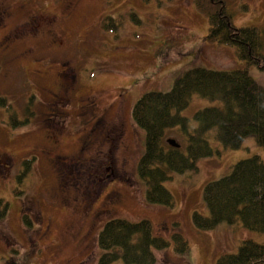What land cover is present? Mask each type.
<instances>
[{"label": "rangeland", "instance_id": "374dc122", "mask_svg": "<svg viewBox=\"0 0 264 264\" xmlns=\"http://www.w3.org/2000/svg\"><path fill=\"white\" fill-rule=\"evenodd\" d=\"M222 1L236 27H256L264 34V0ZM1 12L0 38L14 34L16 39L0 47V201L6 207L0 218V264H96L97 234L113 218L146 219L153 233L169 242L153 252L155 264H215L244 240L264 242V232L247 230L240 221L210 230H199L192 221L194 213L208 216L202 199L206 183L227 175L240 160H264L252 137L227 149L208 132L212 155L199 159L195 171L171 172L163 184L173 197L171 207L148 205L136 174L145 135L131 110L142 94L169 91L174 79L192 68H246L264 87V73L246 66L233 47L203 40L207 21L192 0H0ZM104 17L113 29L101 28ZM58 89L64 95L55 108L51 100ZM218 103L193 94L173 114L187 119L190 133L197 126L194 113ZM93 129L101 139L109 135L89 149L85 142ZM114 133L121 135V150L108 146ZM162 139L174 140L185 152L179 127L165 129ZM109 151L115 167L109 166L97 184H111L114 169L109 188L120 198L89 228V218L72 210L80 200L70 205L55 200L62 173L49 159L82 161ZM72 168L76 176L80 165ZM174 233L187 241L184 254L174 252Z\"/></svg>", "mask_w": 264, "mask_h": 264}, {"label": "trees", "instance_id": "16d2710c", "mask_svg": "<svg viewBox=\"0 0 264 264\" xmlns=\"http://www.w3.org/2000/svg\"><path fill=\"white\" fill-rule=\"evenodd\" d=\"M192 3L206 18L205 42L233 47L246 66L264 73V34L260 29L236 27L222 0H192ZM111 24L104 17L101 28L109 30ZM193 94L207 101H218L219 105L194 113L197 126L189 133L187 119L173 111L183 110ZM31 114L30 111L28 116ZM131 114L145 135L136 174L144 184L148 205L172 206L173 197L163 184L171 172L195 171L199 159L212 155L205 137L210 131L224 148L237 149L247 137H252L264 152V87L246 68L189 69L174 79L169 91L142 94ZM27 123V120L17 121L15 125ZM174 127H179L186 138L185 152L162 139L165 129ZM202 199L208 216L192 215L197 229L210 230L222 222L240 221L247 230L264 232V160L252 156L238 161L227 175L205 184ZM5 210V203L0 201V218ZM171 239L174 252L187 251V241L179 233H174ZM96 243L100 250L96 264H155L153 252L169 245L166 239L153 233L148 220L132 222L121 218L107 220L97 234ZM215 264H264V242L244 240L235 253L220 256Z\"/></svg>", "mask_w": 264, "mask_h": 264}, {"label": "flooded vegetation", "instance_id": "af4514ba", "mask_svg": "<svg viewBox=\"0 0 264 264\" xmlns=\"http://www.w3.org/2000/svg\"><path fill=\"white\" fill-rule=\"evenodd\" d=\"M71 6L72 3L70 5V3L68 2V4L66 5L67 14L70 13L69 7ZM1 24L2 12L0 13V26ZM13 36L14 34L2 36L0 38V47L3 48L5 46H8L11 41L16 39V37ZM57 91L58 94H52L51 100V106H54L55 108L59 107L61 101L63 100L62 96L64 95V90L58 89ZM91 104L94 106L93 102ZM53 111L54 110H52V112ZM52 116L57 115L53 112ZM108 135V133H105V138L101 139V134L93 129L89 134V139L87 136L85 147H88L90 149V146H93L92 143L96 140L105 143L107 141ZM113 136L115 137L108 139V146L110 148L111 146L115 148V145H117L115 150H121V148L123 147V144H121V135L114 133ZM49 140H51V138H49ZM51 142L54 143L53 140H51ZM43 154L47 155L48 153L43 152ZM100 154L101 153L94 154L91 157L89 156L88 158L84 157V160L82 159V161L76 159H70L69 161H67L66 159L58 156H54L55 159H49L51 163L59 167V170L62 173V183L54 192L56 198L55 200H60V202L68 203V205L72 204L71 202L74 203L80 200V205L77 208H72V210L74 215L80 219H83V217L89 218V228L92 226V224L97 222V220H99L103 214L110 211V209L115 206V203H117V200L120 198L118 197L120 195L117 190H112L111 188H109V185L111 186L115 182V180L113 179V177L115 178L114 169L111 168V174L113 176L111 178V184H104L102 188L100 184H97V181H100L103 178L102 175L105 170L110 169V167H115V158L110 151L108 152V154ZM75 164L80 165V170H77V172H75L76 176L73 175L72 168V166ZM80 178H82V181L79 180ZM78 182H80V184H78ZM69 213L73 215L71 211H69Z\"/></svg>", "mask_w": 264, "mask_h": 264}, {"label": "water", "instance_id": "95a60500", "mask_svg": "<svg viewBox=\"0 0 264 264\" xmlns=\"http://www.w3.org/2000/svg\"><path fill=\"white\" fill-rule=\"evenodd\" d=\"M166 142L171 147L179 148V145L174 140L168 139Z\"/></svg>", "mask_w": 264, "mask_h": 264}]
</instances>
